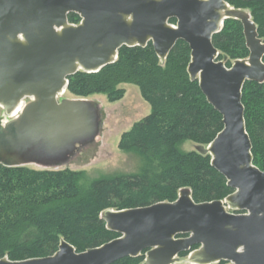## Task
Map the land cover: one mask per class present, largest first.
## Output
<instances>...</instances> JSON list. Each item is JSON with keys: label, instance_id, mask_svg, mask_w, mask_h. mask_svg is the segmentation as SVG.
Wrapping results in <instances>:
<instances>
[{"label": "water", "instance_id": "obj_1", "mask_svg": "<svg viewBox=\"0 0 264 264\" xmlns=\"http://www.w3.org/2000/svg\"><path fill=\"white\" fill-rule=\"evenodd\" d=\"M70 13L77 24L68 22ZM227 19L241 23L249 51L230 67L212 43ZM179 40L190 50V80L222 118L221 131L195 151L210 156L233 192L195 203L184 188L173 202L106 209L100 219L118 235L111 241L78 253L61 240L51 256L0 264H112L142 253L144 264H264V171L253 164L241 102L246 82H264V40L250 14L225 0H0L3 115L29 99L0 125V164L48 169L75 162L95 141L101 118L92 100L58 97L68 78L112 64L122 46L150 42L163 63Z\"/></svg>", "mask_w": 264, "mask_h": 264}, {"label": "trees", "instance_id": "obj_2", "mask_svg": "<svg viewBox=\"0 0 264 264\" xmlns=\"http://www.w3.org/2000/svg\"><path fill=\"white\" fill-rule=\"evenodd\" d=\"M225 1L246 10L258 37L264 40V0ZM67 20L72 24L80 21L74 13ZM212 43L219 52L218 60L226 59V67L249 55L241 23L235 19L224 21ZM189 60V47L181 40L163 63L150 42L145 47L122 46L112 64L96 73L79 71L68 78L66 90L71 96L99 94L110 103L124 97L121 84L138 87L150 113L121 135L118 148L135 154L139 168L133 174L83 182V173L69 168L35 170L0 164V259L51 256L61 240L78 253L109 242L118 235L108 231L100 219L106 209L173 202L184 188L191 191L195 203L223 200L233 192L211 166L209 155L178 149L185 141L209 144L223 126L221 115L207 102L197 81L190 80ZM241 102L252 161L264 171V82H246ZM112 264H144V253Z\"/></svg>", "mask_w": 264, "mask_h": 264}, {"label": "rangeland", "instance_id": "obj_3", "mask_svg": "<svg viewBox=\"0 0 264 264\" xmlns=\"http://www.w3.org/2000/svg\"><path fill=\"white\" fill-rule=\"evenodd\" d=\"M119 87L125 90V95L117 102L110 103L104 95L99 94L87 98L94 101L100 111L101 126L95 141L75 154L73 158L75 162L48 170L69 168L81 171L84 176L83 182L137 172L140 159L131 152L119 150L118 142L121 135L134 123L149 115L150 106L141 98L137 86L121 84ZM64 98L72 99L73 96L65 93ZM12 119L14 117H5L0 108V125H5ZM195 147L193 142L185 141L179 144L178 149L182 152H190L195 150ZM25 167L35 170L45 169L33 164Z\"/></svg>", "mask_w": 264, "mask_h": 264}, {"label": "bare ground", "instance_id": "obj_4", "mask_svg": "<svg viewBox=\"0 0 264 264\" xmlns=\"http://www.w3.org/2000/svg\"><path fill=\"white\" fill-rule=\"evenodd\" d=\"M65 93H67V91H64L63 93H61L58 97L59 98H63L64 97V95H65ZM25 101L27 100H29V99H24ZM25 101H23V102H25ZM23 102L20 104V105H18L12 112H11V114H10V117H15V116H17V115H19L20 114V112H21V110H22V104H23Z\"/></svg>", "mask_w": 264, "mask_h": 264}, {"label": "built area", "instance_id": "obj_5", "mask_svg": "<svg viewBox=\"0 0 264 264\" xmlns=\"http://www.w3.org/2000/svg\"><path fill=\"white\" fill-rule=\"evenodd\" d=\"M23 103H26V102H23Z\"/></svg>", "mask_w": 264, "mask_h": 264}, {"label": "flooded vegetation", "instance_id": "obj_6", "mask_svg": "<svg viewBox=\"0 0 264 264\" xmlns=\"http://www.w3.org/2000/svg\"><path fill=\"white\" fill-rule=\"evenodd\" d=\"M26 101H27V100H26ZM26 101H25V102H26Z\"/></svg>", "mask_w": 264, "mask_h": 264}]
</instances>
